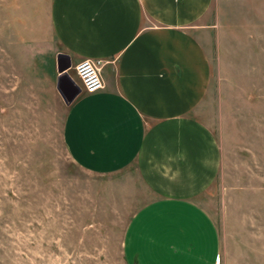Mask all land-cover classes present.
<instances>
[{
  "label": "rangeland",
  "instance_id": "obj_1",
  "mask_svg": "<svg viewBox=\"0 0 264 264\" xmlns=\"http://www.w3.org/2000/svg\"><path fill=\"white\" fill-rule=\"evenodd\" d=\"M46 3L0 0V264H125V227L150 194L132 167L90 175L63 150L62 74L34 45ZM208 23L211 76L196 117L220 166L197 203L218 264H264V0H214Z\"/></svg>",
  "mask_w": 264,
  "mask_h": 264
},
{
  "label": "crops",
  "instance_id": "obj_2",
  "mask_svg": "<svg viewBox=\"0 0 264 264\" xmlns=\"http://www.w3.org/2000/svg\"><path fill=\"white\" fill-rule=\"evenodd\" d=\"M213 1L47 0L46 36L34 44L46 71L58 77L68 65L64 81L79 88L74 64L101 62V91L78 90L65 105L63 150L90 175L132 167L150 194L125 227V264H218L215 226L197 203L220 166L196 117L211 76Z\"/></svg>",
  "mask_w": 264,
  "mask_h": 264
},
{
  "label": "built area",
  "instance_id": "obj_3",
  "mask_svg": "<svg viewBox=\"0 0 264 264\" xmlns=\"http://www.w3.org/2000/svg\"><path fill=\"white\" fill-rule=\"evenodd\" d=\"M101 62L98 60L82 59L73 66L74 75L79 81L78 90L84 95L101 91L102 81L99 76Z\"/></svg>",
  "mask_w": 264,
  "mask_h": 264
},
{
  "label": "water",
  "instance_id": "obj_4",
  "mask_svg": "<svg viewBox=\"0 0 264 264\" xmlns=\"http://www.w3.org/2000/svg\"><path fill=\"white\" fill-rule=\"evenodd\" d=\"M67 67H68V65H66V66H61V65L59 66L58 65L57 66V74L61 73ZM66 79H68V78L65 75H62L55 82V91L60 96L64 105L69 104L74 99V96L77 95L79 92L78 88L75 85L73 87L69 88L64 81Z\"/></svg>",
  "mask_w": 264,
  "mask_h": 264
}]
</instances>
